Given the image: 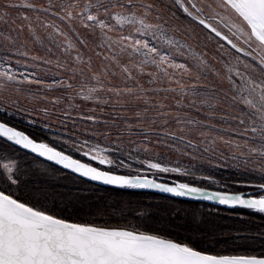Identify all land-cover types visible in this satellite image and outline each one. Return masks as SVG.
I'll return each mask as SVG.
<instances>
[{
  "label": "snow or ice",
  "instance_id": "snow-or-ice-1",
  "mask_svg": "<svg viewBox=\"0 0 264 264\" xmlns=\"http://www.w3.org/2000/svg\"><path fill=\"white\" fill-rule=\"evenodd\" d=\"M61 170L264 216V0H0V264H264L238 213L194 238L93 208Z\"/></svg>",
  "mask_w": 264,
  "mask_h": 264
},
{
  "label": "trees",
  "instance_id": "trees-1",
  "mask_svg": "<svg viewBox=\"0 0 264 264\" xmlns=\"http://www.w3.org/2000/svg\"><path fill=\"white\" fill-rule=\"evenodd\" d=\"M17 122L22 128H25L34 136L48 138L52 134L40 127L27 125L21 122V120H17ZM32 163L31 156L25 157L23 154L21 155V168L27 169L30 174ZM222 172L225 171L219 170L216 173L217 177L223 178L231 175V173ZM221 173L223 174L222 176H220ZM66 177L69 178L66 179ZM31 179L33 181L36 179L34 174H31ZM73 180H77L78 182H74ZM55 181L56 183L54 184L58 187L65 186L67 183L70 185L74 183L88 185L91 192L90 194L89 192L82 194L84 199L90 201L93 208H102L106 214H111L113 208L118 209L122 202H129V207L135 214L139 215L141 209H151L153 211L152 221L154 223L181 233L185 231L191 232L194 238L199 235V233L193 231L198 225L200 226V230L203 231L202 220L206 222L208 220L220 219L221 223H232L233 221L230 218L235 217L237 213L245 220L254 223V231L256 230V226L264 227V216H261L259 213H254L249 209H231L202 202L179 200L142 189H120L118 187L101 186L84 180L66 170H61V174L55 177ZM87 207L88 205L85 204V209ZM178 212H183L184 217L178 218ZM195 215L199 219L197 223ZM208 240L215 244L216 247H222L225 244L231 245L236 238L233 237V234L221 236L209 232ZM255 243L257 245L260 244L259 238Z\"/></svg>",
  "mask_w": 264,
  "mask_h": 264
},
{
  "label": "rangeland",
  "instance_id": "rangeland-1",
  "mask_svg": "<svg viewBox=\"0 0 264 264\" xmlns=\"http://www.w3.org/2000/svg\"><path fill=\"white\" fill-rule=\"evenodd\" d=\"M41 75H42V76H45V75H46V76L51 77V76L53 75V72H47V73H45V72H41ZM51 95H59V93H58V92H54V93H51ZM77 103H80V101H77ZM90 107H91V104H82V105H81L82 110L85 111V112H86V110H87L88 108H90ZM71 117H72V118H75V117H76V114H75V113H72V114H71ZM72 118H68V119L66 120L67 125H68V130H73V129L75 128V126H74L73 123H72ZM52 119H56V116L54 115V116L52 117ZM21 122L26 123L27 125H30V126H32V127H40V128H42V129H44L41 123H37V124H35V125H31V124H28L27 122H25V121H23V120H21ZM77 125H80L81 127L83 126V123H82L78 118H77ZM61 127H62V126H61ZM44 130H45V129H44ZM45 131H47V130H45ZM56 134H58V132H57ZM161 151H163V149H162ZM58 168H59V167H58ZM222 173H226V172H222ZM222 173L220 174V176L223 175ZM67 178H69V177H66V179H67ZM217 178H220V177H217ZM73 181H74V182H78L77 180H73ZM52 182H53V183H56L55 178H54V180H53ZM228 184H229L230 187H234V188H236V190H240V188H239L238 186H234V185H232V184H231V181H228ZM66 185H69V186H72V187L79 188L81 194H87V192H89V194H90V192H91V190H90V188H89L88 185H83V184H81V183H79V184L74 183L73 185H70V184L67 183ZM177 217H178V218L184 217V213H183V212H178V216H177ZM195 220H196V223L199 221V219H197V216H196V215H195ZM233 237H235V236H234V233H233Z\"/></svg>",
  "mask_w": 264,
  "mask_h": 264
},
{
  "label": "water",
  "instance_id": "water-1",
  "mask_svg": "<svg viewBox=\"0 0 264 264\" xmlns=\"http://www.w3.org/2000/svg\"><path fill=\"white\" fill-rule=\"evenodd\" d=\"M42 159V158H41ZM48 163H51V162H48ZM59 167V166H57ZM68 171V170H66ZM69 172V171H68ZM76 175V174H75ZM78 176V175H76ZM80 178H83V177H80ZM84 180H87L89 182H92L94 184H97V185H101V186H108V187H116V186H112V185H104V184H101L100 182H95V181H90L88 180V178H83ZM142 190H145V191H149V192H154V193H157V194H161V195H164V196H167V197H170V198H174V199H179V200H185V201H191V202H202V203H206V204H209V205H214V206H221V207H225V208H229L228 206H224V205H219L217 202H214V201H206V200H194V199H190V198H185V197H173L171 194L169 193H163V192H160L158 190H154V189H142Z\"/></svg>",
  "mask_w": 264,
  "mask_h": 264
}]
</instances>
